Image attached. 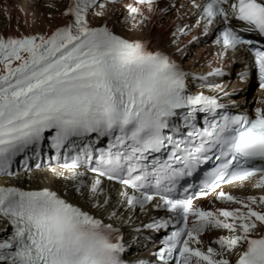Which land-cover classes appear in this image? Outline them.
Masks as SVG:
<instances>
[{"label": "bare ground", "instance_id": "1", "mask_svg": "<svg viewBox=\"0 0 264 264\" xmlns=\"http://www.w3.org/2000/svg\"><path fill=\"white\" fill-rule=\"evenodd\" d=\"M58 1L59 0H56V2L52 5L43 4L45 8L36 9L35 11L31 12L30 15L27 13L25 14L24 12L19 13L15 11L14 14H12V17L6 16L4 8L0 6V44L4 45V40L9 39L10 37L24 38L33 34L34 37L42 36V41L38 40V42L40 43V45H43L47 44L46 42H44V40L51 34V32L56 31L57 38L59 35L57 29L59 27L65 28L59 39H57L56 46L51 49L49 53L47 51V55H45L43 58H41L42 56L36 55H33L32 57L27 59L24 58L21 61L19 68L15 69L13 73L6 79L7 81L4 82V85H2V83L0 84V102L9 98H14L15 95H18L14 89L16 85L17 88H19L22 87L21 85H24L26 83L24 88L27 89L28 87L26 86L28 84H31L29 88L31 89L36 85L50 80V78H52V76L64 66V63L67 64L74 61L75 54L79 58H83L85 61L92 63L103 59V56L98 54L101 51V48L98 44L104 41V39L99 41V38H94L92 40L79 39L78 41L70 44L72 37L69 35L70 33L67 25L69 16L63 11H60ZM104 6L105 5L99 6L92 11V18L94 16L93 24L96 25L97 28L98 26L103 24L113 27L112 22L114 20L122 19L120 22H122L121 24L123 25V29L118 30V32L123 36L130 39L143 38L146 36H157L158 39H161L163 45L168 44V33L166 32L164 25L162 26V24H160L153 26L152 24H150V22L142 24L138 22V17L124 16L121 18V11L118 9L114 10L113 8L109 9L110 11L108 12V14L105 13V11H102V8L108 7ZM166 9L169 11L171 10L168 6L166 7ZM57 12L59 16H56ZM50 13L52 14V16L50 15ZM71 35L74 37L78 36L76 35V33H72ZM98 36H101V34H98ZM56 38L51 39V41H53L54 43ZM62 47H66V49H60ZM36 50H38V47L31 53ZM192 50L193 49H190L188 46H186V51L183 52V54L179 57H176L178 60V67L183 70L186 75L189 76V79L197 78L198 74L201 73L203 67L210 62L208 51L206 49L199 48L198 50L193 52ZM78 57L76 58V60L79 59ZM39 71L41 72V74L34 76L39 73ZM253 83L254 82L251 80L247 90L240 86L238 87L239 89L236 92V98H234L236 103L244 99L243 103L245 106H247L249 105V101L251 99L253 100L260 96L258 93H253ZM236 85L238 84L236 83ZM20 89L21 88L17 90ZM23 91L24 90L18 92L19 94H21ZM240 107H242V104H240ZM253 107L254 104L252 108ZM252 108L250 110H252ZM70 179L71 178L66 171L40 168L28 174L23 173L11 178L0 177V188L10 185H19L21 187L37 189L42 187H50L61 192L65 197H67L68 200L72 201L73 203L82 205L85 209L89 207L104 221H110L115 223L116 225L122 222V218L125 219L127 214H129V212H123L122 218L117 216V213H119L118 210H116V212H113L117 205L116 201L115 203H110V198L104 200L103 196H100L97 193H94L93 198L89 199L88 193H84L89 191L81 189L78 190V188H71ZM243 188L249 189V185H244ZM100 204L102 205L99 206ZM92 207H94V209H92ZM137 217L138 216H134V219ZM139 220L140 217H138L135 222ZM263 231L264 224L256 221L251 215H248L247 217H244L242 219H238L235 224V229L232 232L228 233L229 239H224L225 241H227L224 245L225 249H227L225 251L232 258L236 257L237 254L242 249H244V247L247 245V242L252 236L258 235Z\"/></svg>", "mask_w": 264, "mask_h": 264}, {"label": "rangeland", "instance_id": "2", "mask_svg": "<svg viewBox=\"0 0 264 264\" xmlns=\"http://www.w3.org/2000/svg\"><path fill=\"white\" fill-rule=\"evenodd\" d=\"M8 1L12 4L13 7H15V9H17L15 11H17L19 13L24 12L25 14L27 13L29 15L31 12L35 11L36 9L45 8V6H44L45 4L43 5L42 3L38 2V1L35 2L36 0H8ZM66 1L67 0H65L64 3H63V1L61 2V0L58 1L60 11H63L62 9H63V6L65 5ZM1 2H0V6L3 8L2 4L7 2V0H3ZM109 9H110V7L102 8V11L103 12L105 11V13H108L110 11ZM50 15L52 16L51 13H50ZM56 16H59L58 12H57ZM92 20L94 22V16H93ZM113 24L117 30L123 29V25H121V23L119 21L116 22L114 20ZM45 46L47 47L46 44L40 45V43H39V44H37L38 50L34 51L33 53H31V52L35 49L31 48V49H28L26 51L22 50L19 53L17 52V54H15V56H9V57H6L5 59L3 58L4 56L0 57V77H2L0 84L7 81L6 79L13 73V71L15 69L19 68L21 61L24 58L27 59V58L32 57L33 55L42 56L41 58H43L45 55H47L51 50H49L48 53H45V55H41L42 52L40 53V51ZM252 91H253V93H256L257 87H254Z\"/></svg>", "mask_w": 264, "mask_h": 264}]
</instances>
